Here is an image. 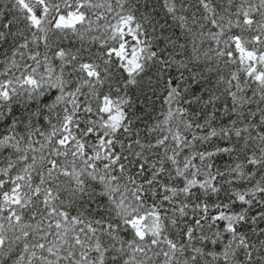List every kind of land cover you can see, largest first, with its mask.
<instances>
[{
	"label": "snow or ice",
	"instance_id": "6c2138e0",
	"mask_svg": "<svg viewBox=\"0 0 264 264\" xmlns=\"http://www.w3.org/2000/svg\"><path fill=\"white\" fill-rule=\"evenodd\" d=\"M0 264H264V0H0Z\"/></svg>",
	"mask_w": 264,
	"mask_h": 264
}]
</instances>
